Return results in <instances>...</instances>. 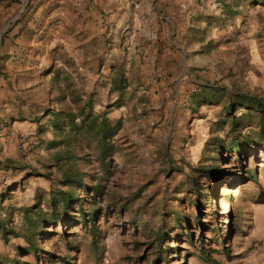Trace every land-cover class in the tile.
<instances>
[{
    "label": "rangeland",
    "instance_id": "374dc122",
    "mask_svg": "<svg viewBox=\"0 0 264 264\" xmlns=\"http://www.w3.org/2000/svg\"><path fill=\"white\" fill-rule=\"evenodd\" d=\"M4 1L0 78L8 106L0 109V264H241L248 253L256 255L264 244V118L236 102L264 101V6L256 3L263 0H240L242 42L222 68V61L216 64L222 76L207 96L166 119L174 98L164 110L150 102L137 109L139 97L127 94V117L111 121L120 130L107 160L110 172L95 152L76 143L61 147L83 156L76 167L85 184L101 191L79 190L80 200L61 208L59 221L49 220L48 203L70 189L54 159L60 148H51L62 138L53 114L68 105L69 84L73 92H95L98 104L97 81L79 71L63 43L49 41L55 24L37 15L44 0ZM62 94L66 101L59 103ZM95 111L110 113L105 105ZM61 166L68 171L67 163ZM25 210L35 222L45 214L47 221L31 227Z\"/></svg>",
    "mask_w": 264,
    "mask_h": 264
},
{
    "label": "crops",
    "instance_id": "0c3cea01",
    "mask_svg": "<svg viewBox=\"0 0 264 264\" xmlns=\"http://www.w3.org/2000/svg\"><path fill=\"white\" fill-rule=\"evenodd\" d=\"M224 3L216 9L210 3L199 8L197 0H44L37 15L46 14L55 24L48 34L53 46L63 43L68 56L77 58L79 71L96 78L97 108L108 107L111 121L127 117V94L133 91L137 109L150 102L164 110L174 98L167 119L189 100L207 96L222 76L216 64L222 61V68L231 51H238L242 2ZM5 5L0 0V20L8 13ZM14 35L19 33L9 37ZM3 85L0 78V109L8 101ZM241 264H264V244Z\"/></svg>",
    "mask_w": 264,
    "mask_h": 264
},
{
    "label": "trees",
    "instance_id": "16d2710c",
    "mask_svg": "<svg viewBox=\"0 0 264 264\" xmlns=\"http://www.w3.org/2000/svg\"><path fill=\"white\" fill-rule=\"evenodd\" d=\"M257 5L261 4L264 6V0L261 2H256ZM2 66L0 65V72H2ZM73 85L69 84L67 89L71 90L69 94L70 101L65 107L56 110L53 114L52 124L53 128L61 134V139L51 143V148H60L54 155L55 163L57 168L63 172V185L67 186L70 190L60 191L58 194L54 195L51 201L48 203L49 207V220H60L59 210L61 208L66 211L70 204L73 202H78L80 199L77 197L79 190H84L87 193L95 192L96 194L101 191L100 186H95L92 188L85 184L82 172L76 167L74 161L81 159L83 156L77 157L73 151L62 150L61 147L67 146L71 148L73 143H76L82 149L86 151H93L97 155L98 161L106 172H110L107 165V160L114 154L115 144L113 139L117 136L120 130V124L115 126L111 120L108 118V114H100L95 111L97 106L95 103L96 93L84 94L77 93V91H72ZM240 102L236 104L242 105V108L247 109L251 112H257L264 118V101H260L254 98H244L238 97ZM257 100V101H256ZM63 103L66 101L65 94H62L58 98L57 102ZM207 103V102H206ZM235 104L231 105L233 110ZM29 122H34L33 119H25ZM264 120V119H263ZM232 127L235 128L239 124L238 119H233L231 123ZM117 125V124H116ZM46 131L45 127L40 128V134H44ZM264 141V140H263ZM233 148L235 150H241V142L233 143ZM61 162L68 164V171H64V166H61ZM96 181V180H95ZM41 209V208H40ZM28 225L31 227H39L41 223L47 221L46 214L39 221L35 222L32 217H30L31 211L25 210ZM42 213L38 212V215ZM0 229H2V224H0ZM1 231V230H0ZM4 231V230H3ZM14 235V233H13ZM34 252L39 255V250L36 246H32Z\"/></svg>",
    "mask_w": 264,
    "mask_h": 264
},
{
    "label": "built area",
    "instance_id": "2783aa9c",
    "mask_svg": "<svg viewBox=\"0 0 264 264\" xmlns=\"http://www.w3.org/2000/svg\"><path fill=\"white\" fill-rule=\"evenodd\" d=\"M197 2L199 8H203L207 3H210L216 9H223L225 6L224 0H197ZM182 8L187 9V5L183 4Z\"/></svg>",
    "mask_w": 264,
    "mask_h": 264
}]
</instances>
